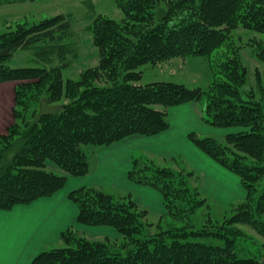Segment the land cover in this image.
<instances>
[{"label":"trees","instance_id":"obj_1","mask_svg":"<svg viewBox=\"0 0 264 264\" xmlns=\"http://www.w3.org/2000/svg\"><path fill=\"white\" fill-rule=\"evenodd\" d=\"M23 1L0 0V5ZM114 1L123 17H93L87 30L98 64L77 79L64 80L62 73L71 63L68 58L77 56L76 44L64 41L70 35L68 15L0 33V83L22 81L15 87L14 122L0 135V210L52 196L67 176L89 173L90 156L130 136L158 135L169 128V108L204 100L205 124L242 130L225 135L222 143L194 132L187 137L236 175L246 193L243 200L226 205L221 217L207 212L196 230L191 216L208 208L199 188L190 184L196 175L133 158L127 179L162 196L164 212L156 221L149 222L150 211L129 194L79 188L68 195L78 209L77 223L108 226L118 236L94 241L67 228L60 235L63 246L38 253L32 264H264L263 253L245 259L235 253L238 241L247 240L240 226L264 239L259 218L264 214V84L255 69L256 84L246 87L240 48L229 46L237 28L264 35V0ZM159 10L163 17L157 16ZM255 44L250 48L264 63V41ZM32 47L41 67L9 66L17 50ZM187 57L209 61L212 79L205 89L142 84V67ZM42 101L56 106V113L37 118ZM257 246L260 251L264 243Z\"/></svg>","mask_w":264,"mask_h":264},{"label":"crops","instance_id":"obj_2","mask_svg":"<svg viewBox=\"0 0 264 264\" xmlns=\"http://www.w3.org/2000/svg\"><path fill=\"white\" fill-rule=\"evenodd\" d=\"M15 87L14 82L0 83V135L6 134L14 122ZM167 114L169 128L166 131L149 137H127L98 152L96 157L93 155L89 173L81 177L67 176L63 189L52 196L40 198L28 205H17L8 211L0 210V264H32L38 253L59 248L60 235L67 228L85 238L117 237L118 233L111 227H90L77 223L78 209L68 195L79 188L116 189L133 195L141 208L155 214L163 213V199L156 189L134 185L127 179L132 157L136 153L147 152L160 159L170 160L181 157L198 174L203 193H209L212 199L224 205L233 200H243L246 193L239 179L235 178L236 175H227L221 166L197 149L187 137L193 131L214 128L205 127L202 106L195 102L186 103L169 108ZM192 123L196 125L191 126ZM189 154L193 155L195 162L189 160ZM197 161L200 165L206 164L210 169L213 168L216 175L198 169Z\"/></svg>","mask_w":264,"mask_h":264},{"label":"rangeland","instance_id":"obj_3","mask_svg":"<svg viewBox=\"0 0 264 264\" xmlns=\"http://www.w3.org/2000/svg\"><path fill=\"white\" fill-rule=\"evenodd\" d=\"M57 15H68L70 17V35L64 41L67 43L69 42L76 44L77 48V56L75 58H68L71 63L69 64V66L62 69L63 79H77L81 71L90 67H94L98 64V52L97 49L93 46L91 35L87 30V27L91 24L93 17L100 15L113 19L115 21H120L123 16L121 11L117 8L114 0H26L23 2H13L0 5V33L15 31L16 28H21L23 26L30 27L45 19L52 18ZM255 41L256 44L259 42H263L264 35L252 31L243 30L241 28L233 30L230 35L229 46L240 48L239 55L241 61L248 70V80L246 87H251L256 84L254 76L255 69H258V71L260 72L262 83L264 84V63L256 60L253 51L250 48V44H253ZM36 47H40V45H37ZM37 51L38 50H36L35 47L25 50H17L9 60L8 64L12 68L41 67L42 62L36 55ZM142 68L144 69L143 78L141 81L142 84L153 82H173L177 84H183L188 87H199L205 89L212 79V71L209 65V61L205 58L200 57L176 58L155 67L147 66ZM28 82L31 81L27 80L23 83ZM14 83L17 85L18 83H22V81H14ZM204 105L205 102L204 100H202L201 106ZM193 125L195 126L196 124L192 123L191 126ZM204 125L205 127H212L207 126V124L205 123ZM205 129L207 130L199 129V131L193 132L198 134L200 137L214 138L220 143L224 141L225 135L242 130L239 127H215L212 128L213 130H210L209 128ZM85 149L88 152L89 148L87 147ZM96 156L97 154H95L94 157ZM94 157L90 156V163L93 161L92 159ZM133 158L150 160L159 167L170 166L175 170H179L180 168V170L183 169L188 172L190 171L196 175L197 179L192 178L190 180V184L191 186L193 185L199 188L202 196L207 199L208 208L204 207L193 213V215L191 216V222L194 229L199 230L202 228V225L205 222L204 215H206L207 212H210V215L213 218H218L224 215V209L226 210V205L212 199L209 193H203L202 189L200 188V179H198V174L193 171L181 157H175L176 162H173L169 158L160 159L159 157H155L146 152L136 153V156H133L132 159ZM189 160L195 162V158L192 154H189ZM196 164L198 169L206 172L207 174L210 175L211 173H213L214 175H216L215 170L213 168V170L210 169L206 164L200 165L199 161H197ZM48 169L52 170L51 167H48ZM221 169L227 172V175H232L231 172L224 170L222 167ZM54 172L60 174L58 170ZM219 177H221V175H219ZM105 191L118 195L127 194L122 193V191L116 189ZM239 201L241 200H233L229 202V204L237 203ZM150 214L151 215L148 218L149 222H155L159 214H155L152 211H150ZM259 218L260 220L264 221V214H262ZM218 225H222V222L220 221ZM240 229L243 232V237L247 240L238 241L235 249V253L237 254L238 258H254L259 253L264 254V246L260 251L257 246V244H263L264 239L258 236L253 230L245 225L240 226ZM88 238L89 240L94 241L104 240L100 237ZM250 239L253 240L251 241ZM196 240L198 242L221 245V241H216L212 238H196ZM254 242H256L257 244H253ZM62 246L63 245L60 242L57 247L60 248Z\"/></svg>","mask_w":264,"mask_h":264},{"label":"water","instance_id":"obj_4","mask_svg":"<svg viewBox=\"0 0 264 264\" xmlns=\"http://www.w3.org/2000/svg\"><path fill=\"white\" fill-rule=\"evenodd\" d=\"M159 18L163 17V11L159 10L158 15ZM56 113V106H49L45 101L40 103L39 113L37 118H41L42 116L50 115Z\"/></svg>","mask_w":264,"mask_h":264}]
</instances>
